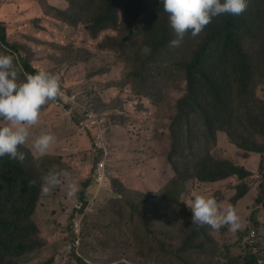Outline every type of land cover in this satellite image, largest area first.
<instances>
[{"label": "rangeland", "instance_id": "rangeland-1", "mask_svg": "<svg viewBox=\"0 0 264 264\" xmlns=\"http://www.w3.org/2000/svg\"><path fill=\"white\" fill-rule=\"evenodd\" d=\"M75 1L61 0L53 5L48 0H38L32 13L35 21L28 23L35 25L39 21L37 18L42 17L46 27L62 26L66 29L64 43L51 39V49L40 52L42 58H49L52 62L49 66L39 68L63 77L69 74L65 83L71 90L79 87L85 90L84 103L88 107L94 109L96 100L99 110L107 112L121 125L113 139H109L111 154L108 166L112 175L105 182L107 185L103 184L101 188V196L107 194V197L103 199L98 214L86 221L82 247L79 253L75 252L70 246L73 238L72 223L75 220L74 210L70 209L79 200H75L78 194H81L83 200L85 182L91 178V187L98 183L95 177L92 178L98 152L90 148V142L84 147L81 144L84 139L89 140L86 134L82 136L78 132L75 124L83 116L75 112L69 121V116L67 119L64 117L65 110L56 108L49 101L46 104L50 105L49 108L41 109L38 123L31 128L26 146L33 148V141L43 133L57 134L59 137H55L59 143L55 140L48 153L59 159L51 161L48 153L43 157L36 153L39 156L36 162H30L27 157L25 163L29 169L35 167L34 163L41 166L42 173L36 177L37 181L41 178V187L42 178L49 169L64 170L70 175L50 194L41 196L40 187L36 207L50 203L49 207L43 211H37L35 207L29 218L20 221L19 225H29L36 221L42 226L29 234L34 240H41L42 244L34 250L31 257L23 256L24 263L78 264L75 257L80 256L87 263L102 264H117L122 257L129 264H224L233 256L242 255L243 235L238 236L237 232L228 231L220 234L219 242L208 233L194 231V226L188 219L182 224L178 223L175 213L180 203L167 211L168 216L164 215V211L155 216L146 213L147 205H153L144 201L147 193L159 194L175 172L168 160L173 143L171 124L177 102L187 89L186 75L180 68L179 61L184 59L182 56L185 52L195 49L203 37L198 35L196 38H186L188 32L178 47H169L165 54L146 62L148 54L142 52L143 35L133 34L132 39H128L122 28L121 13L116 28L97 31L93 35L90 24L86 21L87 13L74 8ZM144 1L148 9L155 8V0ZM16 2L19 10L22 8L27 12L26 7L29 6L22 5L17 0H0V3ZM116 2L117 10L121 12L122 2ZM100 4L102 0H96V6ZM58 7L65 10L63 14L60 15ZM163 17L160 12L159 18ZM168 24L171 27L170 21ZM5 26L8 32L9 27ZM10 28H14V25ZM261 40L260 36L244 40V47L253 58V74L246 90L238 93L240 97L237 99L236 110L239 120L234 123L231 131L235 137L244 132L264 144V137L251 132L247 127L251 108L264 101V57L263 47H259ZM13 42L18 43L14 39ZM116 42H120V45ZM5 50L13 54L22 65L20 54L12 52L0 42V52ZM25 51L23 54L30 60L33 57L32 51L28 47H25ZM210 145H213L211 140L201 137V141H197L195 145L196 155L205 154ZM219 147L221 150L227 148L235 156L241 157V151L230 143L223 132L220 134ZM263 158L264 152L261 153V159ZM176 159L181 165L184 162L178 157ZM248 182L252 188L251 194L241 200L236 208L239 214L244 213L243 218H240L241 224L246 222L245 229L249 226L248 216L254 205L253 195L260 193L263 184L256 177H250ZM69 183H75L79 188L72 198L66 195ZM108 189L115 192L110 195ZM192 192L206 195L214 193L219 198L235 195V189H227L212 181L195 183L187 180L180 199L191 200L189 196ZM15 195L16 192L6 202V208L0 206L3 210L1 217L6 219L24 215L25 212L13 203ZM225 203L228 201L221 204ZM168 221L172 224L171 229ZM261 238L264 250V225ZM168 247L174 254L178 253L175 254L174 263L165 258L164 251H168Z\"/></svg>", "mask_w": 264, "mask_h": 264}, {"label": "trees", "instance_id": "trees-1", "mask_svg": "<svg viewBox=\"0 0 264 264\" xmlns=\"http://www.w3.org/2000/svg\"><path fill=\"white\" fill-rule=\"evenodd\" d=\"M120 1L123 5L121 12L117 10L116 0H102V4L98 6H96V0H76L74 8L87 13L86 21L89 22L93 35H96L97 31L116 28L119 25L121 13L122 28L126 37L132 39L133 34H141L144 37L143 46L151 49L146 62L154 61L158 56L169 51L170 41L175 39V33L168 24L169 16L163 10L161 0H155L153 9H148L144 0ZM57 10L60 15L65 11L60 7ZM160 12L163 18H159ZM60 18L63 20V17ZM65 21H67L66 18ZM47 29L52 30L48 26ZM199 35L203 37L200 44L192 51L185 52L182 56L184 59L179 61V66L186 75L187 89L177 102L171 124L173 143L168 160L176 173L174 172L167 180L169 183L159 194L151 196L159 199V202L151 205L147 213L151 216L159 215L162 211L168 216L167 211L180 203L184 184L189 179L218 181L237 175L244 180L252 174L234 161L224 159L220 154L222 150L217 148L219 147L217 131H226V128L231 131L234 123L239 120L238 110H236L237 99L240 97L238 93L246 90L252 78L253 58L244 47L245 38L260 36L262 40L259 47H263L264 57V0H249L248 8L242 15L224 14L213 18ZM189 37L193 38L190 32L186 38ZM0 42L13 52L20 54V61L27 73L34 74L38 71L31 64V60L23 54L22 49H19V44L8 40L7 29L2 23H0ZM116 43L120 45V42ZM46 48L51 49L49 45ZM59 77L62 82H65L68 81L69 74L64 77L59 75ZM111 121L119 123L113 117ZM2 122L0 119V123ZM247 127L251 132L254 131L264 137V101L254 104L251 108L247 118ZM229 134L238 147L248 151L264 152V144L255 141L249 134L243 132L238 137H235L232 131ZM203 136L211 140L214 146L210 145L205 154L197 156L195 145L197 141H201ZM211 149H213L212 153ZM18 150L25 154V160L28 157L30 162H36L37 157L26 145L20 146ZM177 157L184 160L182 165L177 161ZM50 158L51 161L59 159L58 156ZM25 160L21 164L16 160H11L8 156L0 157L2 167H0V200L6 195L14 196V188H20L23 191L20 198L27 203L22 208L25 212L23 216L6 219L0 216V264H25L23 256L31 257L34 250L42 244L41 240H34L32 236H29L31 231L40 229L36 221L29 225H19L21 220L33 214L41 187V178L40 181L36 179L42 173L41 166L34 163L35 167L29 169ZM263 165L264 158L262 159ZM32 181L36 183L32 184ZM85 185H89V182H85ZM249 189L245 182L237 185L238 192L232 201L235 203L244 197ZM144 201L147 204L150 203V196H146ZM256 202L257 204L264 203V188L256 198ZM2 211L0 208V214ZM183 214L185 218L182 220ZM175 215L178 223L182 224L185 219H191L192 213L184 203H180ZM191 225L194 226V231L207 233L205 229L197 228V225L193 223ZM168 226L169 229L172 228L170 221H168ZM207 235L215 240L213 235ZM164 254L168 261L174 263L175 254L178 253L174 254L169 249L164 251ZM76 260L79 264H86L81 257H77ZM224 264L260 263L257 256L247 252L233 256L229 262Z\"/></svg>", "mask_w": 264, "mask_h": 264}, {"label": "clouds", "instance_id": "clouds-1", "mask_svg": "<svg viewBox=\"0 0 264 264\" xmlns=\"http://www.w3.org/2000/svg\"><path fill=\"white\" fill-rule=\"evenodd\" d=\"M248 2L249 0H161L163 10L168 13L170 25L176 36L175 39L170 41V47H178L185 34L188 32L195 38L215 17L224 14L233 16L242 15L248 8ZM0 23L5 26L2 21H0ZM37 25L40 27H37ZM45 25L44 19L40 18L34 27L39 32H52V30L47 29ZM66 37L67 35L65 33V35L59 39L58 43H64ZM43 38L47 40L51 48L53 41L51 39H55V37ZM55 41L57 40L55 39ZM16 44H19V49L26 52L25 48H23V44ZM24 44H26V47L33 53V57L30 59L31 64L38 69L34 74L27 73L16 57L7 52L8 50L0 52V119L3 121V123H0V157L8 156L11 160H16L21 164L23 163L25 154L18 149L20 146L26 145L31 134V128L38 123L41 109L46 110L49 108L50 105H46L49 101H51L56 108L64 109L66 114L64 117L67 119V116H69V121L72 120L75 112L83 116L82 119H77V123L75 122V124L78 132L82 136L86 134L89 138L86 145L81 143L82 146H87L90 142V148L98 152L96 169L92 176V178L95 177L98 183L96 186L91 187L92 180L90 178L87 181L89 185H85L83 190V200H81V194H78L75 200H79L76 201L70 209L74 210L73 212L75 215V220L72 223L73 238L70 246L73 251L79 253L82 247L86 221L88 218L98 214L103 199L107 197V194L106 196H101V188H103V184L107 185L105 182L112 175L108 166L111 154L109 139H113V136L118 133V128H120L121 125L112 122L107 112L100 111L96 104V100L94 109L88 107L84 103V89L83 91L79 87L75 88V90H71L70 86L65 83L66 81L62 82L60 80L59 75L52 74L42 68L40 69L39 67L41 66H36L35 64H46V66H49L52 60L49 58H42L40 53L42 50L33 51L27 42ZM6 48L10 49L9 47ZM142 52L147 55L150 54L151 49L145 46ZM21 77H23V79H21ZM221 132L227 135L231 144L237 146L230 137L229 133H231V131L229 128H226V131H217L219 144ZM55 136L58 135L43 133L35 138L33 141V148H28L32 150L34 155L37 153L39 156L43 157L48 153L49 148L55 140L59 143ZM238 149L241 151V157L235 156L227 148L222 150L220 154H222L224 159L234 161L237 165L244 167L252 174L244 180L234 175L226 179L212 181L216 185L226 187L227 189H235L234 196L219 198L214 193L206 195L202 192H192L189 196L192 198L191 200H189V198L180 199V203H184L185 206L191 210L192 215L191 219H189L191 223L197 225V228L200 227L205 229L208 234L215 237L216 241L220 242V234L228 231L232 233L237 232L238 236L240 234L243 235L244 251L242 253H253L257 256L259 263L264 264V250L261 238L264 225V203L257 204L256 198L259 193L253 195V197H255L254 205L251 206L252 212L248 216L249 226L246 229V222L241 224V218H243L244 213L239 214L236 210L239 202L251 194L252 188L248 182L250 177L260 178L262 180L263 184L261 185L260 193L262 192L264 188V165L262 166L260 152L248 151L240 147H238ZM244 154L247 156H252L253 154L255 157L259 156V159L256 157L258 166L255 165L256 160L255 164L252 163L251 160L248 164L242 163L241 160ZM38 155L36 157H39ZM47 155H50V153ZM49 157L57 156L50 155ZM69 175L70 174L64 170H58L56 168L49 169L48 173L42 178L41 196L50 194L55 188L61 186ZM189 180L195 183L206 182L196 178ZM243 182L249 186V192L234 203L232 199L238 192L237 185ZM31 183L35 184L36 182L32 181ZM6 190L9 191V189ZM78 191L79 188L77 184L69 183L67 185L66 195L72 198ZM108 191L110 195L115 192L113 189H108ZM14 192H16L17 195H15L13 203L16 207H20L21 210H23L22 208L27 204L20 198L23 191L20 188H14ZM147 194L150 196V203L156 202L157 199L151 197L153 194ZM10 199L11 197L6 195L0 200V206L6 208V202ZM223 201H228V203L223 205L221 204ZM49 204L45 206L39 205L36 207V210L43 211L49 207ZM150 207L151 205L148 206L146 213L149 212ZM181 218L182 220L185 218L184 214ZM40 228H42V226H40ZM77 257L80 256H76L75 259ZM86 264L102 263L86 262ZM117 264H129V261L122 257Z\"/></svg>", "mask_w": 264, "mask_h": 264}, {"label": "crops", "instance_id": "crops-1", "mask_svg": "<svg viewBox=\"0 0 264 264\" xmlns=\"http://www.w3.org/2000/svg\"><path fill=\"white\" fill-rule=\"evenodd\" d=\"M17 1L22 3V5L29 6L31 8L26 7L27 8V12H26L22 10V8L19 10L18 2L12 3V4L0 3V21H2L5 25L9 27L7 36L10 42H12V40L14 39L18 43L23 44V48L26 47V44L24 43L27 42L29 47H31L33 51L46 50L48 49L46 48V46L49 44L47 43V40L44 39L43 37L48 38V37L53 36L55 37L57 41H59V39L62 38L63 35H65L66 29H64L62 26L60 27L58 26L56 28L53 26L52 32L49 33V32H39L34 27L35 25L31 26L28 23V22L35 21V18H33L32 13H33V10L36 8L35 3H38V0H17ZM48 1L49 3L53 5L55 3L61 2V0H48ZM11 10L12 12H10ZM40 18H37V19H40ZM13 25H14V28H10ZM20 40H23L25 42L22 43ZM35 65L42 66V67L46 66V64L45 65L35 64ZM82 144L86 145L87 140L84 139L82 141ZM256 157H258L259 159V156H256ZM256 157L254 156V154L252 156H247L246 154H244L241 162L244 164H248L251 160V162L255 164V160H256L255 165L258 166Z\"/></svg>", "mask_w": 264, "mask_h": 264}, {"label": "built area", "instance_id": "built-area-1", "mask_svg": "<svg viewBox=\"0 0 264 264\" xmlns=\"http://www.w3.org/2000/svg\"><path fill=\"white\" fill-rule=\"evenodd\" d=\"M92 122H93V120H92Z\"/></svg>", "mask_w": 264, "mask_h": 264}]
</instances>
